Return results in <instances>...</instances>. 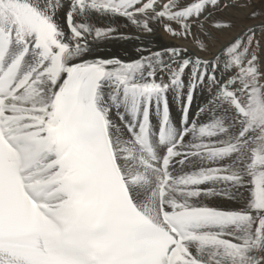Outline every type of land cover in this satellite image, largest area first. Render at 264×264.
Segmentation results:
<instances>
[{
  "label": "snow or ice",
  "instance_id": "6c2138e0",
  "mask_svg": "<svg viewBox=\"0 0 264 264\" xmlns=\"http://www.w3.org/2000/svg\"><path fill=\"white\" fill-rule=\"evenodd\" d=\"M0 264H264V0H0Z\"/></svg>",
  "mask_w": 264,
  "mask_h": 264
},
{
  "label": "bare ground",
  "instance_id": "6f19581e",
  "mask_svg": "<svg viewBox=\"0 0 264 264\" xmlns=\"http://www.w3.org/2000/svg\"><path fill=\"white\" fill-rule=\"evenodd\" d=\"M155 40V46L161 47V46H169L172 44L177 43H183L182 41H173L165 35L162 31L154 38ZM190 46V45H189ZM135 42H113L108 45V48L106 50L119 53L121 57L127 59L129 57H135Z\"/></svg>",
  "mask_w": 264,
  "mask_h": 264
}]
</instances>
